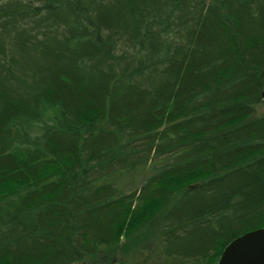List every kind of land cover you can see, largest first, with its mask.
Returning <instances> with one entry per match:
<instances>
[{
  "label": "trees",
  "instance_id": "trees-1",
  "mask_svg": "<svg viewBox=\"0 0 264 264\" xmlns=\"http://www.w3.org/2000/svg\"><path fill=\"white\" fill-rule=\"evenodd\" d=\"M263 110L264 0H0V264H217Z\"/></svg>",
  "mask_w": 264,
  "mask_h": 264
},
{
  "label": "water",
  "instance_id": "water-1",
  "mask_svg": "<svg viewBox=\"0 0 264 264\" xmlns=\"http://www.w3.org/2000/svg\"><path fill=\"white\" fill-rule=\"evenodd\" d=\"M217 264H264V227L232 240L224 248Z\"/></svg>",
  "mask_w": 264,
  "mask_h": 264
},
{
  "label": "rangeland",
  "instance_id": "rangeland-1",
  "mask_svg": "<svg viewBox=\"0 0 264 264\" xmlns=\"http://www.w3.org/2000/svg\"><path fill=\"white\" fill-rule=\"evenodd\" d=\"M263 111H264V110H263ZM145 231H147V230H145ZM152 231H153V229L151 230V232H152ZM135 238H136V237H132V238L129 239L128 241H125V242H124V243H125V248H128V249H129V248L137 247V249H139V248H142V249H143V248H144L143 245H144L145 243L143 244V242L139 241L138 238H136V239H135ZM147 242H148V241H147ZM147 242H146V243H147ZM128 249H127L126 251H128ZM124 254H125V255H124V256H125L124 258H127V259H126L127 264H131L130 261H129V258H128L129 256H126L127 253L125 252ZM87 262H88V260H85V261H83V262H81V263H77V264H87Z\"/></svg>",
  "mask_w": 264,
  "mask_h": 264
}]
</instances>
